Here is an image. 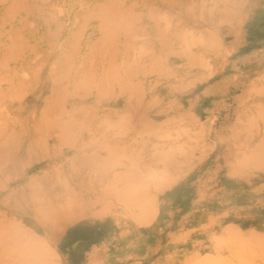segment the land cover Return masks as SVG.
Listing matches in <instances>:
<instances>
[{
  "label": "rangeland",
  "instance_id": "374dc122",
  "mask_svg": "<svg viewBox=\"0 0 264 264\" xmlns=\"http://www.w3.org/2000/svg\"><path fill=\"white\" fill-rule=\"evenodd\" d=\"M74 223L100 264H264V0H0V264Z\"/></svg>",
  "mask_w": 264,
  "mask_h": 264
},
{
  "label": "crops",
  "instance_id": "0c3cea01",
  "mask_svg": "<svg viewBox=\"0 0 264 264\" xmlns=\"http://www.w3.org/2000/svg\"><path fill=\"white\" fill-rule=\"evenodd\" d=\"M78 226L83 227H81L77 236L74 239H67L69 233L74 230L73 228ZM94 230L95 228H92L91 225L84 223L67 225L62 236V238L65 236L66 238L56 242L57 248L54 249V253L60 259V264H100L101 251L103 250L95 249L97 244L94 243L102 240L99 237L94 242V235H97L93 233L95 232Z\"/></svg>",
  "mask_w": 264,
  "mask_h": 264
},
{
  "label": "bare ground",
  "instance_id": "6f19581e",
  "mask_svg": "<svg viewBox=\"0 0 264 264\" xmlns=\"http://www.w3.org/2000/svg\"><path fill=\"white\" fill-rule=\"evenodd\" d=\"M42 118V121L44 120V118L43 117H41ZM47 121H45V123H46ZM235 233L239 236L240 235V233H238V232H236V230H235Z\"/></svg>",
  "mask_w": 264,
  "mask_h": 264
}]
</instances>
